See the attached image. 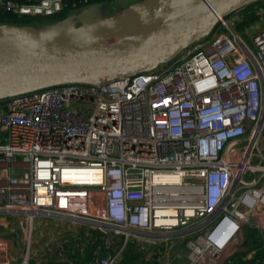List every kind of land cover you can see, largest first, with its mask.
<instances>
[{"label": "built area", "instance_id": "1", "mask_svg": "<svg viewBox=\"0 0 264 264\" xmlns=\"http://www.w3.org/2000/svg\"><path fill=\"white\" fill-rule=\"evenodd\" d=\"M65 7L0 0L17 17ZM235 14L154 70L0 99V264H119L129 248L224 264L247 227L264 244V28L248 43ZM39 217L51 238L34 239Z\"/></svg>", "mask_w": 264, "mask_h": 264}, {"label": "water", "instance_id": "2", "mask_svg": "<svg viewBox=\"0 0 264 264\" xmlns=\"http://www.w3.org/2000/svg\"><path fill=\"white\" fill-rule=\"evenodd\" d=\"M256 1L139 0L104 18L94 5L42 28L0 24V99L154 70Z\"/></svg>", "mask_w": 264, "mask_h": 264}, {"label": "trees", "instance_id": "3", "mask_svg": "<svg viewBox=\"0 0 264 264\" xmlns=\"http://www.w3.org/2000/svg\"><path fill=\"white\" fill-rule=\"evenodd\" d=\"M66 3L65 10L58 15L49 17H17L11 12L0 9V24L8 25H30L37 28H42L48 24H53L71 14L77 13L74 9L98 5L101 2H107L110 0H63ZM72 4L76 6L73 7ZM264 0L253 2L249 5L236 11L238 19L235 21V29L238 32H244L246 29L256 24L261 20L264 12ZM245 251L235 252L230 258L229 262L224 264H264V244L263 240L257 235V231L251 228H245ZM99 241V240H98ZM95 245V238L89 241L87 247L84 249V255H79V251L76 250V254L71 258L74 261H84L90 258L92 248ZM248 252H253L248 258ZM119 264H158L157 262L150 260L140 259L139 255L134 253L132 248L125 250L123 259Z\"/></svg>", "mask_w": 264, "mask_h": 264}, {"label": "rangeland", "instance_id": "4", "mask_svg": "<svg viewBox=\"0 0 264 264\" xmlns=\"http://www.w3.org/2000/svg\"><path fill=\"white\" fill-rule=\"evenodd\" d=\"M139 1V0H110L107 2H101L98 5H96V12L94 13L96 17L98 18H104V17H108L110 15H113L116 12H120L122 9L128 7L130 4ZM237 15V14H235ZM264 28V14L261 18L260 21H258L256 24L252 25L251 27H249L248 29H246L244 32L241 33V36L248 42L250 43L251 38L254 34H256L260 29ZM187 49H184L183 51H181V53H183L184 51H186ZM248 177V176H247ZM38 219L41 222L40 224H38ZM54 222V223H53ZM35 234H34V239L35 237H37L40 233V236L43 234L44 239H49L51 238V233L47 230L46 226H50V225H57L56 220H53L52 218H44V217H39L36 219L35 221ZM64 225H70L67 222H63ZM3 228L0 227V231H2ZM12 236H15L16 241L14 244V247H18L19 243H18V238L16 234H12ZM35 249H36V245L35 242L32 240V247H31V256H34L35 253ZM245 251V248L243 249ZM242 250V251H243ZM253 252H248L247 257L249 258L251 256ZM39 253L37 252V254L35 256H38Z\"/></svg>", "mask_w": 264, "mask_h": 264}, {"label": "crops", "instance_id": "5", "mask_svg": "<svg viewBox=\"0 0 264 264\" xmlns=\"http://www.w3.org/2000/svg\"><path fill=\"white\" fill-rule=\"evenodd\" d=\"M260 144H261V145L264 147V137L261 139V141H260ZM37 223H38V224H40L39 222H37ZM53 223H54V222H53ZM46 227H52V230H51V231H49V232H50V233H52V232H53V230H54V229H53V228H54V227H53V225L46 226ZM1 234H2V235H4V236H6V235H7V234H6V231H2V232H1Z\"/></svg>", "mask_w": 264, "mask_h": 264}]
</instances>
